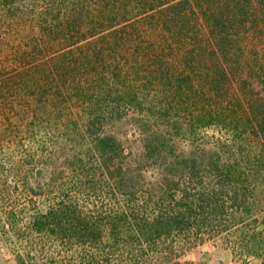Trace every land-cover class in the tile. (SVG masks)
Here are the masks:
<instances>
[{
  "label": "rangeland",
  "instance_id": "rangeland-1",
  "mask_svg": "<svg viewBox=\"0 0 264 264\" xmlns=\"http://www.w3.org/2000/svg\"><path fill=\"white\" fill-rule=\"evenodd\" d=\"M51 1L6 0L5 6L0 4V264L67 260L66 252L52 256V252L36 248V232L30 224L36 210L45 211L50 203L65 198L77 202L85 215L99 217L115 201H124L110 172L101 164L96 146L100 138L114 136L130 143L141 136L140 123L149 122L155 135L166 134L170 145L166 151L171 158L180 157V163L172 166L177 174L172 187L178 191L189 188L199 195L202 181L207 189L218 186V171L212 172L205 165L192 169L183 161V153L217 150L219 164H225L239 159V148L250 152L256 144L251 129L236 138L228 119L226 124H209L208 116L199 120L196 113L200 108L221 107L226 117L232 111L226 102L235 99L233 87L224 93L226 98L218 106L211 97L200 100L201 87L196 82L192 85L195 90L182 96L173 94L166 79L170 78L169 71L177 74L178 66H183L181 54L174 53L164 60L147 59L141 41L138 49L137 37L120 51L117 47L110 52L111 44L91 35L75 43H54L36 53L40 34L36 15ZM140 15L131 13L128 21L134 22ZM119 23L122 22L114 29L120 27ZM140 23L138 28L147 31ZM100 33L101 29L96 35ZM207 59L210 63L211 58ZM206 62L201 68L192 63L185 72L190 71L194 81L200 73L210 74L213 69ZM240 93L243 97L244 93ZM242 100L246 101L244 97ZM171 106L174 108H168L165 114L164 110ZM150 161V167L144 166V174L147 181L153 182L157 175L151 168L156 164ZM119 162L117 158L112 166H119ZM133 168L136 171L138 166ZM112 169L118 177L117 168ZM192 172L198 176L193 178ZM192 178L194 182L190 183ZM247 185L259 192L260 202L243 212V221L237 228L210 236V228L195 226V218L190 223H180L170 237L178 254L165 264H264L262 186L254 179ZM181 196L178 192L177 197ZM253 231L257 233L255 242L238 240ZM248 244L252 252L245 248Z\"/></svg>",
  "mask_w": 264,
  "mask_h": 264
},
{
  "label": "trees",
  "instance_id": "trees-1",
  "mask_svg": "<svg viewBox=\"0 0 264 264\" xmlns=\"http://www.w3.org/2000/svg\"><path fill=\"white\" fill-rule=\"evenodd\" d=\"M5 3L0 0L1 6ZM131 13H141L140 19L128 21ZM139 21L147 31L138 28ZM118 22H122L120 27L114 29ZM36 27L40 28L36 53L54 43H75L91 35L111 44L110 52L117 47L120 51L137 37L138 49L142 43L147 59L164 60L174 53L181 54L183 66H178L177 74L172 70L170 78L166 77L173 94L182 96L195 90L192 85L196 82L201 87L200 100L211 97L218 106L226 98L224 93L233 87L235 99L227 100L232 111L226 117L221 107L200 108L196 112L199 120L208 116L209 124H226L228 119L236 138L250 129L256 137L253 151L239 148V159L225 164H219L217 150L182 154L183 161L194 170L205 165L212 172L218 171V186L207 189L202 181L204 190L199 187L200 195L189 188L178 191L172 187L177 178L172 166L180 163V157L171 158L166 151L170 146L166 134L155 135L149 122L140 123L141 136L130 143L114 136L98 139L101 164L125 199L115 201L99 217L85 215L77 202L65 198L50 203L45 211L36 210L30 222L36 232V248L52 252V256L66 252V261L51 259L48 264H165L178 254L170 237L180 223L195 218V226L210 228V236H221L238 227L243 212L260 202L259 192L247 185L252 179L262 186L264 196V0H53L36 15ZM100 29L102 34L96 35ZM109 29L114 30L105 33ZM108 35L112 36L105 39ZM208 57L210 63L206 62ZM205 62L212 66V76L200 73L194 81L190 71L185 72L192 63L201 68ZM168 108L174 106L167 107L165 114ZM117 158L121 162L114 167ZM151 159L156 164L151 170L157 175L153 182L147 181L144 174V166L150 167ZM112 168H117L118 177ZM254 170L253 175L247 173ZM192 176L198 175L192 172ZM178 192L182 193L180 198ZM256 234L245 233L238 240L250 244L255 242ZM249 244L245 245L247 250Z\"/></svg>",
  "mask_w": 264,
  "mask_h": 264
}]
</instances>
